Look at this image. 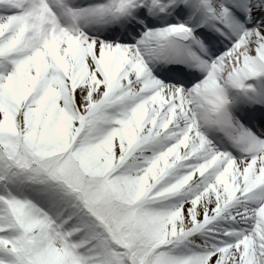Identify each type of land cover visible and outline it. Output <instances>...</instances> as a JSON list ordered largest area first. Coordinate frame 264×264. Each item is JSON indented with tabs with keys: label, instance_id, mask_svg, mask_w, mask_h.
Wrapping results in <instances>:
<instances>
[{
	"label": "snow or ice",
	"instance_id": "snow-or-ice-1",
	"mask_svg": "<svg viewBox=\"0 0 264 264\" xmlns=\"http://www.w3.org/2000/svg\"><path fill=\"white\" fill-rule=\"evenodd\" d=\"M0 264H264V0H0Z\"/></svg>",
	"mask_w": 264,
	"mask_h": 264
}]
</instances>
